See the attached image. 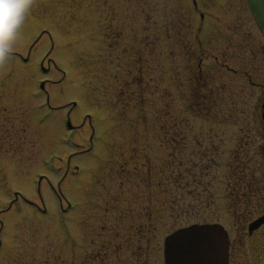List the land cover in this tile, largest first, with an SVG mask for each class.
<instances>
[{
    "label": "rangeland",
    "instance_id": "obj_1",
    "mask_svg": "<svg viewBox=\"0 0 264 264\" xmlns=\"http://www.w3.org/2000/svg\"><path fill=\"white\" fill-rule=\"evenodd\" d=\"M196 1L31 0L0 62V264H165L168 234L216 220L229 116L260 95L222 66L264 83V0Z\"/></svg>",
    "mask_w": 264,
    "mask_h": 264
},
{
    "label": "flooded vegetation",
    "instance_id": "obj_2",
    "mask_svg": "<svg viewBox=\"0 0 264 264\" xmlns=\"http://www.w3.org/2000/svg\"><path fill=\"white\" fill-rule=\"evenodd\" d=\"M251 67L229 68L236 75L248 76L260 95L251 114L246 116L242 110L237 116L234 110L229 116V120L239 123L240 129L230 143L233 147L227 161L228 173L224 180H218L224 189L216 195V220L212 222L221 224L229 236L225 264H264V83L253 82ZM68 112L71 114V109ZM212 150L214 154L218 152Z\"/></svg>",
    "mask_w": 264,
    "mask_h": 264
},
{
    "label": "water",
    "instance_id": "obj_3",
    "mask_svg": "<svg viewBox=\"0 0 264 264\" xmlns=\"http://www.w3.org/2000/svg\"><path fill=\"white\" fill-rule=\"evenodd\" d=\"M228 248V237L219 225H191L165 238V264H225Z\"/></svg>",
    "mask_w": 264,
    "mask_h": 264
},
{
    "label": "clouds",
    "instance_id": "obj_4",
    "mask_svg": "<svg viewBox=\"0 0 264 264\" xmlns=\"http://www.w3.org/2000/svg\"><path fill=\"white\" fill-rule=\"evenodd\" d=\"M31 0H0V62L8 59Z\"/></svg>",
    "mask_w": 264,
    "mask_h": 264
},
{
    "label": "trees",
    "instance_id": "obj_5",
    "mask_svg": "<svg viewBox=\"0 0 264 264\" xmlns=\"http://www.w3.org/2000/svg\"><path fill=\"white\" fill-rule=\"evenodd\" d=\"M98 255H102V253H98ZM105 259H106V258H102V259H101V262H100L99 264H106ZM103 262H104V263H103Z\"/></svg>",
    "mask_w": 264,
    "mask_h": 264
}]
</instances>
